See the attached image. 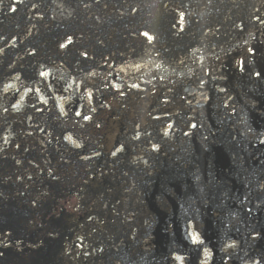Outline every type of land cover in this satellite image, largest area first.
<instances>
[{"label": "water", "instance_id": "1", "mask_svg": "<svg viewBox=\"0 0 264 264\" xmlns=\"http://www.w3.org/2000/svg\"><path fill=\"white\" fill-rule=\"evenodd\" d=\"M0 264H264V0H0Z\"/></svg>", "mask_w": 264, "mask_h": 264}]
</instances>
